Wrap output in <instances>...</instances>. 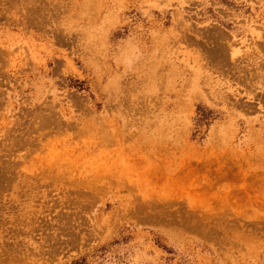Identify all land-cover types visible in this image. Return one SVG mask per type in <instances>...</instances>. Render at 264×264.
I'll use <instances>...</instances> for the list:
<instances>
[{"label": "rangeland", "instance_id": "374dc122", "mask_svg": "<svg viewBox=\"0 0 264 264\" xmlns=\"http://www.w3.org/2000/svg\"><path fill=\"white\" fill-rule=\"evenodd\" d=\"M0 264H264V0H0Z\"/></svg>", "mask_w": 264, "mask_h": 264}]
</instances>
